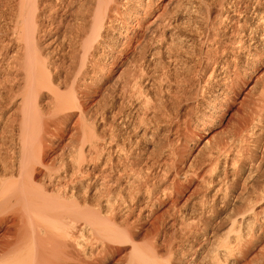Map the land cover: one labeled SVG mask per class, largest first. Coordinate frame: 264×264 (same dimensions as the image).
<instances>
[{"label": "bare ground", "instance_id": "obj_1", "mask_svg": "<svg viewBox=\"0 0 264 264\" xmlns=\"http://www.w3.org/2000/svg\"><path fill=\"white\" fill-rule=\"evenodd\" d=\"M41 1L0 0V34L4 37L0 45V76H5L0 83V264H96L95 258L109 244L133 242L142 220L150 219L163 206L169 213V226L190 222L200 225V237L192 238L209 244L212 264H220V258L224 264H238L264 240V85L251 99L250 111L240 116L226 140L210 143L200 136L199 130L216 126L213 118L219 116L215 99L205 100L209 113L203 111L195 117L192 134L183 136L180 152L170 146L166 151L168 160L150 178V166L144 162L146 154L126 148L111 137L108 152H125L121 166L106 159L101 168L94 167L99 168L94 180L85 179L84 185L78 176L87 171L77 161L69 159L61 168L48 165L44 149L50 142V126L60 118L70 117L73 108L84 106L85 93L79 95V79L92 76L97 60L111 52L107 63L113 67L109 73L117 74L115 80L124 78L122 86L138 85L137 92L132 90L125 96L129 100L127 110L121 103L113 120L124 131L139 128L144 119L135 114L143 104L136 94H143L148 89L146 85L152 87L155 82L151 74H139L134 80L133 55L138 52L143 59L147 56V65L155 64L163 53L162 37L170 38L171 48L175 40L186 41L181 33L169 31L180 23L181 19L174 16L187 15L191 19L192 0H182L173 9L168 8L171 0H167L161 3L164 8L157 15L156 0H67L66 4L64 0H53L45 14L48 21L58 10L66 13L68 4L75 8H70L71 22L62 31L57 27V36L46 45L57 43L62 56L70 57L75 68L68 93L55 95L47 110L37 104L36 96L43 87L51 89L54 82L49 74L55 68L42 57L41 46L42 40H49L53 27L42 26L40 15L48 5ZM254 14L261 13L255 9ZM255 19V27L263 21ZM159 25L166 26L167 31L157 34ZM189 32L192 36V29ZM187 41L192 45L191 38ZM12 44L16 48L7 55L3 49ZM15 66L25 71L22 91L13 87L16 78L14 74L10 76V69ZM219 73V79L231 76L227 67L220 68ZM16 113L17 117L12 118ZM7 121L10 126L6 129ZM13 127H17L16 132ZM85 128L82 124L79 130ZM139 132L147 139L153 135L147 128ZM82 135L86 136L84 132ZM199 153L205 157L195 167L193 158ZM99 177L106 183L101 180L94 187L105 184L106 194L101 192L89 200V191ZM120 211L138 213L135 220L128 222L126 218L118 223ZM215 222H220L219 226L210 229ZM221 230L223 239L216 241L214 236ZM158 233L155 229V239ZM21 240L25 242L21 244ZM163 243L164 240H153L144 247L133 244L128 264H183L171 248L164 261L157 260ZM192 258L188 264H192ZM260 259L258 264H264V251Z\"/></svg>", "mask_w": 264, "mask_h": 264}, {"label": "rangeland", "instance_id": "obj_2", "mask_svg": "<svg viewBox=\"0 0 264 264\" xmlns=\"http://www.w3.org/2000/svg\"><path fill=\"white\" fill-rule=\"evenodd\" d=\"M52 1H41L48 7L40 15L43 27L47 24L53 27L48 33L49 40L41 41L43 43L42 57L50 60L49 63L55 68H51L49 74L54 81L50 85L51 89L43 87L36 96L37 104L45 110L52 105L55 95L68 93L75 68L70 57L62 56V50L57 43L52 46L46 45L57 36L58 31H55L57 27L62 31L71 22L70 8L72 10L75 6L70 7L68 4L66 13L64 9L58 10L54 19L48 21L45 14L50 9ZM64 1L66 4L67 0ZM165 1L167 0L155 1L157 3L155 15L163 10L164 6L161 3ZM180 2L182 0H171L168 8L173 9L172 7ZM255 9H258L261 14L256 16ZM189 11L191 19L188 20L187 15L174 16V19L181 20L176 25L178 27L169 31V34L181 33L186 37V41L175 40L176 45L171 48L170 38L162 37L163 53L159 56L158 63L147 65V56L143 59L138 52L133 55L134 80L139 74L142 77L151 74L155 82L152 87L146 85L148 89L143 94H136L137 100L143 104V109L135 114V117L144 119L139 128L124 131L117 126V121L113 120L112 115L119 109L121 103L125 106L124 110H127L126 104H129V100L125 96L132 90L137 92L138 85L135 87L129 83L127 86H122L124 78L115 80L117 74L109 73V69L113 66L107 63L112 53L107 52L97 60L92 76L87 74L79 79V95L85 93L82 99L84 106L73 108L70 111V117L60 118L58 122L50 126L48 134L50 142L46 150L44 149L48 165L61 168L65 162L77 161L83 171H87L86 174L78 176L80 179L83 178L82 184L85 185L87 183L85 179L89 178L92 181L94 175L99 172V168L94 167L101 168L106 159H109L110 163H119L121 166L125 152H108V141L111 137H116L117 141L124 144L126 148L130 147L135 152L143 151L146 154L144 162L146 166H150L151 171L148 174L150 178L152 173L163 168L162 164L168 160L166 151L170 146H175L180 152L183 136L192 134L196 124L195 117L203 111L209 113L203 103L205 100L215 99L216 114L219 113V116L213 118L216 126L199 130L200 136L204 140L208 139L210 143L227 139L235 125L239 123L240 116L250 111L251 99L258 95L264 85V0H192ZM167 13L166 15H169L168 11ZM255 18H263L256 27ZM250 23L252 27H249ZM188 24L191 25L192 36L190 29L187 28ZM244 29L245 33L242 34ZM165 31H167L166 26L159 25L156 33L161 34ZM188 38L192 39V45L188 44ZM2 39L4 37L0 34V45ZM14 47L16 48V44L5 47L3 51L10 55ZM45 52L47 54H44ZM226 63L228 66L225 65ZM224 67H227L231 76L228 79H219V70ZM10 70H12L10 76L14 74L16 78L13 82L14 89L22 91L25 71L19 66L12 67ZM4 77V74L0 76V83L3 82ZM226 83L227 85H224ZM83 110L87 111V116ZM13 117H17V113L13 114ZM82 124L86 125V128L80 131L79 127ZM4 126L7 129L10 126L9 121ZM144 128H147L149 134L150 131L152 132L150 139L141 137L139 131ZM12 131L16 132L17 127H13ZM82 132L86 136H83ZM204 157L205 154L199 153L193 158L195 167L201 165ZM190 161L192 162V158ZM101 180V177L97 178L93 187H96ZM102 181L106 183L105 180ZM104 185L96 189L92 187V191H89V200L94 199L101 192L105 195ZM90 207L89 209H94ZM165 208L166 206L157 209L150 219L142 220L133 242L109 244L107 250L95 258L96 264H128L133 253V244L144 247L153 240H164V245L160 247L157 257L158 261H164L168 255L167 250L171 248L183 264L191 262L188 261L191 256L192 264H212L209 244L205 240L192 238L200 237V225L190 222L189 225L180 227L169 226L170 217ZM260 208V205L255 207L256 211ZM137 213L138 211L130 214L120 211L117 213L116 220L120 223L127 218L129 222L136 219ZM219 224L220 222L213 223L210 229H216ZM155 229L159 231L156 239ZM223 231L214 236V239H223ZM263 251L264 240L252 247L246 256L238 261V264L244 262L258 264ZM219 263L224 264V259L220 258Z\"/></svg>", "mask_w": 264, "mask_h": 264}]
</instances>
